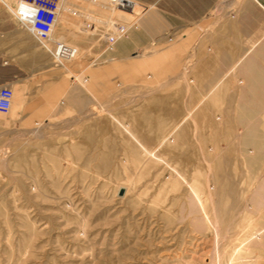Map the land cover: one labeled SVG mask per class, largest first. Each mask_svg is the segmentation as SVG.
Here are the masks:
<instances>
[{"label":"rangeland","instance_id":"obj_1","mask_svg":"<svg viewBox=\"0 0 264 264\" xmlns=\"http://www.w3.org/2000/svg\"><path fill=\"white\" fill-rule=\"evenodd\" d=\"M129 1L111 50L115 5L47 41L79 49L62 70L84 107L0 113V264H264V0L154 38Z\"/></svg>","mask_w":264,"mask_h":264},{"label":"crops","instance_id":"obj_2","mask_svg":"<svg viewBox=\"0 0 264 264\" xmlns=\"http://www.w3.org/2000/svg\"><path fill=\"white\" fill-rule=\"evenodd\" d=\"M8 3L10 0H5ZM148 7L141 19L144 38L196 30L209 21L217 0H134ZM0 0V86L13 89L16 117L44 118L66 108L85 105V89L70 83L63 65L22 28ZM172 32V33H171ZM182 35V34H180Z\"/></svg>","mask_w":264,"mask_h":264},{"label":"built area","instance_id":"obj_3","mask_svg":"<svg viewBox=\"0 0 264 264\" xmlns=\"http://www.w3.org/2000/svg\"><path fill=\"white\" fill-rule=\"evenodd\" d=\"M16 7L7 9V11L16 19L18 24L24 28L33 39L42 48L46 49L52 59L62 65L78 57L79 49L70 45L63 40H54L52 46H48L47 41L55 29V24L59 16L71 10L72 15L85 23L83 28L91 29L89 23L97 22L102 18V9L104 6L115 5L121 7L117 17V30L111 32L106 46L102 51L112 49L113 45L126 33L135 26L140 18L141 11H135L132 8V2L129 0H84L83 3H71L79 5L81 9H69L68 0H13ZM75 1V0H74ZM87 23L89 24L87 26ZM84 29V30H85ZM13 90L10 86H0V113H7L12 104Z\"/></svg>","mask_w":264,"mask_h":264},{"label":"water","instance_id":"obj_4","mask_svg":"<svg viewBox=\"0 0 264 264\" xmlns=\"http://www.w3.org/2000/svg\"><path fill=\"white\" fill-rule=\"evenodd\" d=\"M122 192H123V189H122V188H120V189H119V191H118V194H119V195H121V194H122Z\"/></svg>","mask_w":264,"mask_h":264},{"label":"bare ground","instance_id":"obj_5","mask_svg":"<svg viewBox=\"0 0 264 264\" xmlns=\"http://www.w3.org/2000/svg\"><path fill=\"white\" fill-rule=\"evenodd\" d=\"M229 3H231V0H230V2H229ZM223 5H224V4H223ZM225 6H227V5H226V2H225ZM263 40H264V35H263ZM144 150H145V149H144Z\"/></svg>","mask_w":264,"mask_h":264}]
</instances>
